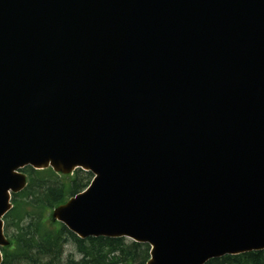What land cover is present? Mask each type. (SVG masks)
<instances>
[{"label":"water","instance_id":"95a60500","mask_svg":"<svg viewBox=\"0 0 264 264\" xmlns=\"http://www.w3.org/2000/svg\"><path fill=\"white\" fill-rule=\"evenodd\" d=\"M26 166L90 172L52 218L147 264L263 251L264 0H0V247Z\"/></svg>","mask_w":264,"mask_h":264},{"label":"trees","instance_id":"16d2710c","mask_svg":"<svg viewBox=\"0 0 264 264\" xmlns=\"http://www.w3.org/2000/svg\"><path fill=\"white\" fill-rule=\"evenodd\" d=\"M26 186L11 197V210L3 217L4 235L9 241L0 249L1 264H147V244L124 238L79 239L50 218L51 211L83 191L90 173L76 170L72 175L55 174L51 169L22 171ZM71 244L72 253L65 256ZM205 264H264V250L211 259Z\"/></svg>","mask_w":264,"mask_h":264},{"label":"rangeland","instance_id":"374dc122","mask_svg":"<svg viewBox=\"0 0 264 264\" xmlns=\"http://www.w3.org/2000/svg\"><path fill=\"white\" fill-rule=\"evenodd\" d=\"M69 253H72L74 257L78 258V255H76V252L74 251V247L71 244H68L65 247V256Z\"/></svg>","mask_w":264,"mask_h":264}]
</instances>
